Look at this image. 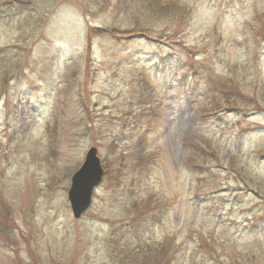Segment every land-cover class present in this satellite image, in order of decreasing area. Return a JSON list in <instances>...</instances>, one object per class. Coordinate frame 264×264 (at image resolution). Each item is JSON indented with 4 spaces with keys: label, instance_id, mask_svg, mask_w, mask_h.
<instances>
[{
    "label": "rangeland",
    "instance_id": "374dc122",
    "mask_svg": "<svg viewBox=\"0 0 264 264\" xmlns=\"http://www.w3.org/2000/svg\"><path fill=\"white\" fill-rule=\"evenodd\" d=\"M10 1L0 264H264V0ZM221 91L246 98L228 108ZM91 146L102 179L74 218Z\"/></svg>",
    "mask_w": 264,
    "mask_h": 264
},
{
    "label": "water",
    "instance_id": "95a60500",
    "mask_svg": "<svg viewBox=\"0 0 264 264\" xmlns=\"http://www.w3.org/2000/svg\"><path fill=\"white\" fill-rule=\"evenodd\" d=\"M102 168L96 149L87 151L82 165L72 174L67 199L72 215L77 218L88 207L93 188L100 182Z\"/></svg>",
    "mask_w": 264,
    "mask_h": 264
},
{
    "label": "trees",
    "instance_id": "16d2710c",
    "mask_svg": "<svg viewBox=\"0 0 264 264\" xmlns=\"http://www.w3.org/2000/svg\"><path fill=\"white\" fill-rule=\"evenodd\" d=\"M18 3L19 2L16 0H11L10 6H8V8H13V7L17 6ZM151 5H152L153 11L157 14H162V13L170 12L173 10H180V8H181L180 6L176 5V3H174V2L164 1V0H151ZM25 6L21 10L22 12L28 11ZM16 11H19V10H16ZM258 18L262 19L264 21V13L260 14L258 16ZM263 28H264V26H263ZM15 67L16 66H14L11 63H8V64L5 63V66H4L5 71L2 74V76L5 78L9 74L12 75V72L15 69ZM237 88H238V86H237ZM1 93H3V92H1ZM1 93H0V95H1ZM238 93L239 94L234 95V94H229L225 91L220 92L222 99L227 103L226 106L228 108L238 107L239 104L244 102V98H246V95H243L242 91H239ZM230 104L233 105V107H231ZM159 128H160V124L157 120L154 119L153 122H150V120H149L147 122V127H146L145 133L150 134L151 137H154L158 133ZM143 140H144L143 137L139 140V145H138L139 147H142L143 143L141 141H143ZM138 146H137V149H138ZM135 159H136L137 166L139 167V169L145 168L143 165V162L145 161L144 159H140V156H138L137 158L135 157ZM120 256H122V255H120ZM123 256H124V258H121L120 262L118 260L119 264H147V262L145 260V256L144 255L140 256V254L137 250L129 252L128 254H124Z\"/></svg>",
    "mask_w": 264,
    "mask_h": 264
}]
</instances>
